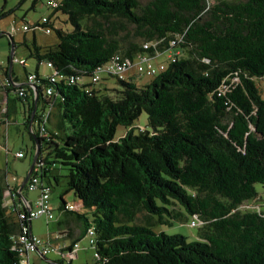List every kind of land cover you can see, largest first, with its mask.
Segmentation results:
<instances>
[{
  "label": "trees",
  "instance_id": "16d2710c",
  "mask_svg": "<svg viewBox=\"0 0 264 264\" xmlns=\"http://www.w3.org/2000/svg\"><path fill=\"white\" fill-rule=\"evenodd\" d=\"M45 5L70 27H53L50 15L41 17L44 24L41 18L24 22L28 30L48 27L55 36L43 47L33 42L29 52L49 65V75L90 79L114 56L131 60L150 52L143 44L172 54L147 83L113 77L119 88L111 90L94 87L102 78L77 87L50 82L36 70L31 83L25 79L30 73L19 82L10 59L0 65L6 79H0V128L21 105L33 152L37 143L34 163L42 164L39 174L34 165L30 175L49 190L50 181L63 182L57 209L79 223L82 235L92 230V264H264V211L239 210L259 200L254 185L264 190V98L255 84L264 78V0ZM2 35L12 52V34ZM53 108L56 130L47 127ZM141 112L147 129L134 132ZM43 114L45 137L39 134ZM118 126L126 131L114 139ZM5 174L0 170V264H20L14 238L24 209L13 200L18 187L8 189ZM6 192L12 195L8 202ZM69 192L73 204L63 200ZM187 217L197 224L195 241L150 229Z\"/></svg>",
  "mask_w": 264,
  "mask_h": 264
},
{
  "label": "rangeland",
  "instance_id": "374dc122",
  "mask_svg": "<svg viewBox=\"0 0 264 264\" xmlns=\"http://www.w3.org/2000/svg\"><path fill=\"white\" fill-rule=\"evenodd\" d=\"M48 0H38L34 5H32V0H0V31L3 33H8L11 23L15 22L16 27H21L24 22L33 25L41 17H46L50 15V21L55 28H61L64 31L70 29L67 23H62L58 20H65V17L59 12H53L52 9L47 8L45 3ZM59 1V0H53ZM149 0H138L140 5L145 4ZM214 0H207L208 3L213 2ZM23 20V21H22ZM12 41L14 43V48L10 52L9 39L6 35L0 37V65L6 66L9 61H11V68L14 73L17 75L18 79L22 82L24 79L25 73H34L37 70L39 76L49 75V69L44 62L37 63L33 57L29 56V52H32L33 42L35 45L43 47L45 45H50L55 42V36L53 32L50 34H44L41 29L36 28L33 31L28 30L27 32H15L11 35ZM166 52L160 54L157 58L158 61H165ZM24 62V66H21L18 62ZM101 81L99 84H95L94 87H105L109 90L118 89L119 86L116 80L112 77H103L101 76ZM151 77L139 76L136 80L138 86L147 83ZM88 78L84 77L81 79L82 82H88ZM257 88L259 89L261 97L264 98V78L258 79L255 81ZM106 94L112 95V91H106ZM15 124H10L7 126L8 132L6 135L0 133V170L6 171L8 178L11 176L17 177L19 183L22 182V179L25 173L28 171L29 166L33 161L34 152L31 149V141L29 139L27 130L24 128L21 119L20 105L16 103V113L14 114ZM146 115L144 112L138 116V118L132 123L133 131L136 132V128L147 129L146 125ZM16 125V127H15ZM34 128L35 125H34ZM126 129L118 126L114 133V139L122 137ZM1 132V130H0ZM22 152L24 157L17 159L14 157L15 152ZM59 173L63 174V171ZM45 184V181L43 182ZM257 195L260 197L259 200L254 202H245L239 206V210H252L255 208H260L261 211H264V190L259 185H254ZM64 189L63 182L60 180L58 184H54L53 181H50V193L48 196V203L51 208L52 220L48 221L44 217H39L37 219L31 220L30 225L32 228V233L34 236L40 237L46 240V233H50L49 237L52 239L56 237V240H51V246H59L62 244V238L56 236L57 226L55 221L57 219L64 218L63 215L58 211V206L60 205V195ZM22 194H25L27 198L34 199L37 195L36 190L26 191L23 190ZM63 200L67 204H73L75 198L71 192L63 195ZM175 211L180 212L178 208H174ZM138 219L142 218L141 214L137 215ZM190 218L187 217L185 222H179L177 220H171L170 225L167 224H153L150 229L158 234L163 233L165 235H181L185 237L186 241H195L196 240V225H188ZM195 226V227H193ZM55 233V234H53ZM46 235V236H45ZM68 241V240H65ZM31 264H92L93 263V250L88 244L87 237L84 236L82 241L79 243V249L75 258L71 259V262L68 263L66 258H62L61 255L56 253H47L44 256V259L40 258L36 254H29Z\"/></svg>",
  "mask_w": 264,
  "mask_h": 264
},
{
  "label": "built area",
  "instance_id": "2783aa9c",
  "mask_svg": "<svg viewBox=\"0 0 264 264\" xmlns=\"http://www.w3.org/2000/svg\"><path fill=\"white\" fill-rule=\"evenodd\" d=\"M51 6H54L55 4L53 2L50 3ZM45 18H41L39 23L44 24ZM12 25L9 27V34L21 31L26 32L27 26L22 25L21 27H16L15 22L11 23ZM43 31L44 34H49L51 30L46 28H39ZM176 41L170 40L168 41L169 46H173ZM143 49L150 48V52L146 53H139L134 56L131 60L127 59H121L119 56H114L111 61H108L107 63L103 64L102 66L98 67L94 74L89 79L90 82L96 83L99 81L101 76L103 77H114L119 80H132L135 76H147V77H154L157 75L160 71L164 69V64L161 63H154V59L158 57L160 54L164 52H158L155 48V44H143ZM167 58H172L171 52H166ZM20 65H23L24 62L21 60L18 62ZM46 66L49 68V65L46 64ZM5 79V77H1L0 79ZM48 81L50 82H57V80L64 82L66 85H75L78 87L82 82L77 76H71V77H65L61 74L58 75H49L46 77ZM26 81L28 83H31L33 80V75L28 74L25 77ZM16 86V84H15ZM21 90L19 91V95L21 94ZM48 92V91H47ZM47 114H43L41 119L42 122L39 126V134L42 137L46 136L43 124L46 120ZM14 157L17 159L23 158V153L18 151L14 153ZM36 166V164H35ZM26 191H34L36 189H39V194L37 196V199L34 201L33 206L30 207L29 211H23V213H18V218L23 221V223L19 227V232L14 238V249L18 252L20 256V264H28V255L29 254H36L38 256H45L47 253H57L61 252L65 249V247H55L51 246L46 240L31 235L30 233V227L29 224L31 220L37 219L39 217H44L46 220L50 221L52 220V213L51 208L48 203V196L50 193V190L48 187L43 186L41 184V181L38 177V175H29L26 183ZM8 202V201H7ZM20 204V203H19ZM68 209H74L72 205H67ZM191 225H196V222L194 220H191L189 222ZM188 224V225H189ZM85 236L87 237L88 244H92V230L88 229L85 233ZM69 251H66L67 259L72 258L73 251L77 248V243H73L71 247H69Z\"/></svg>",
  "mask_w": 264,
  "mask_h": 264
},
{
  "label": "crops",
  "instance_id": "0c3cea01",
  "mask_svg": "<svg viewBox=\"0 0 264 264\" xmlns=\"http://www.w3.org/2000/svg\"><path fill=\"white\" fill-rule=\"evenodd\" d=\"M166 57H167V54H166ZM157 58L158 57H156L154 59V63H158V62L161 63V61H158ZM22 66H24V64ZM11 70H12V68H11ZM36 72H37V70H36ZM138 77L139 76H136V77L134 76L131 82L136 84V80H137ZM12 78H14L16 81L20 82V80L18 79L17 75L14 73L13 70H12ZM21 108H22V106L20 105V112H21ZM15 113H16V108H15V112L11 113V115L9 117V121L5 124L4 127L0 128V130H1L0 133H2L3 135H6V132H8V129H7L8 125H10V124L14 125L15 124V119H14V114ZM21 119H22V114H21ZM47 120H48L47 127L52 129V130H56L57 126H58V113H57L56 108H53L51 110V112L49 114V119H47ZM22 122H23V120H22ZM15 127H16V125H15ZM23 157H24V154H23ZM35 167H36V173L39 174L38 170L41 169L42 164H38ZM54 174H56V172H54ZM3 180H4V183H5L6 187L8 189H10V190L14 189V188H16V187H18L20 185L19 180L17 179V177H14V176H11V178H8L7 175L5 174V177H4ZM41 184L43 186L47 187V185L44 184L43 181L41 182ZM36 192H37V195H36V197L33 200L27 198V196L25 194H22L26 207L30 208V207L33 206V203L37 199V196L39 194V189H36ZM11 196L12 195H9L8 192L5 193V198H6L7 201H9L11 199ZM13 200L15 201V203L18 206L19 209L23 208L19 204V199L14 198ZM61 215H63V213H61ZM55 224L57 226V233H56L57 235L56 236H59V237L62 238V240H61L62 244L59 245V246H55V245H53V246H55V247H65L66 248V247H71L73 242L77 243V248L73 251V256H72V258H75L76 254H77V250L79 249V243L82 241L83 237L85 236V235H82L83 233L81 231V227H80L79 223L76 222L71 217L64 216V218H62V220L61 219H57L55 221ZM30 233H31V235H33L31 225H30ZM49 234L50 233L47 232L46 235H48V236L45 235L46 236V241L49 244H52L50 241L53 240V239L56 240V237L51 239L49 237ZM53 234H55V233H53ZM65 240H68V241H65ZM56 254H59V255H61L62 258H66L67 259L65 250H63L61 252H57ZM72 258L67 259L69 261V263L71 262ZM28 264H31L29 255H28Z\"/></svg>",
  "mask_w": 264,
  "mask_h": 264
},
{
  "label": "water",
  "instance_id": "95a60500",
  "mask_svg": "<svg viewBox=\"0 0 264 264\" xmlns=\"http://www.w3.org/2000/svg\"><path fill=\"white\" fill-rule=\"evenodd\" d=\"M10 55H9V59H10ZM11 67V62L9 63V67ZM31 125V121H29V126ZM34 140V139H33ZM34 143H36V141L34 140ZM36 154H37V143L35 145V151H34V155H33V161L31 163V165L29 166V169L28 171L25 173L23 179H22V182L20 183V185L18 186L17 190H16V194L17 196L19 197V203L20 205L23 207L24 211H29L30 208L29 207H26L25 206V202H24V199H23V196H22V189H23V186L25 185L29 175L31 174V171L35 165V157H36Z\"/></svg>",
  "mask_w": 264,
  "mask_h": 264
},
{
  "label": "clouds",
  "instance_id": "9594fccd",
  "mask_svg": "<svg viewBox=\"0 0 264 264\" xmlns=\"http://www.w3.org/2000/svg\"><path fill=\"white\" fill-rule=\"evenodd\" d=\"M29 227H30V224H29Z\"/></svg>",
  "mask_w": 264,
  "mask_h": 264
}]
</instances>
